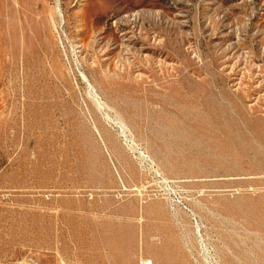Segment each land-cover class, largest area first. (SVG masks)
I'll return each mask as SVG.
<instances>
[{"label":"rangeland","instance_id":"obj_1","mask_svg":"<svg viewBox=\"0 0 264 264\" xmlns=\"http://www.w3.org/2000/svg\"><path fill=\"white\" fill-rule=\"evenodd\" d=\"M264 264V0H0V264Z\"/></svg>","mask_w":264,"mask_h":264},{"label":"built area","instance_id":"obj_2","mask_svg":"<svg viewBox=\"0 0 264 264\" xmlns=\"http://www.w3.org/2000/svg\"><path fill=\"white\" fill-rule=\"evenodd\" d=\"M149 264H151V263H149Z\"/></svg>","mask_w":264,"mask_h":264}]
</instances>
